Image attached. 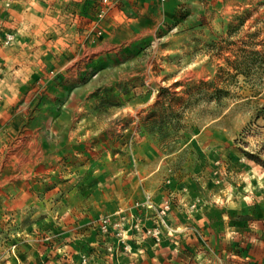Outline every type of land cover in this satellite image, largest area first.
I'll return each instance as SVG.
<instances>
[{
    "label": "rangeland",
    "instance_id": "rangeland-1",
    "mask_svg": "<svg viewBox=\"0 0 264 264\" xmlns=\"http://www.w3.org/2000/svg\"><path fill=\"white\" fill-rule=\"evenodd\" d=\"M248 255L264 0H0V264Z\"/></svg>",
    "mask_w": 264,
    "mask_h": 264
},
{
    "label": "crops",
    "instance_id": "crops-1",
    "mask_svg": "<svg viewBox=\"0 0 264 264\" xmlns=\"http://www.w3.org/2000/svg\"><path fill=\"white\" fill-rule=\"evenodd\" d=\"M242 259H245V261H248V264H256L253 260H252V257L250 255L248 256H244V257H241ZM254 259V258H253ZM251 260L253 261L251 263Z\"/></svg>",
    "mask_w": 264,
    "mask_h": 264
}]
</instances>
